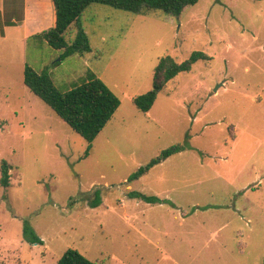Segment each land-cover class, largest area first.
<instances>
[{"label": "rangeland", "instance_id": "obj_1", "mask_svg": "<svg viewBox=\"0 0 264 264\" xmlns=\"http://www.w3.org/2000/svg\"><path fill=\"white\" fill-rule=\"evenodd\" d=\"M7 13L15 24L0 17V179L3 160L12 169L11 185L0 182V264H57L70 248L99 264H264V0H200L179 17L94 3L79 22L92 52L62 60L65 49L31 40L49 29L43 22ZM195 51L210 58L166 84L149 113L134 105L162 57ZM26 63L61 91L93 71L121 106L89 143L24 83Z\"/></svg>", "mask_w": 264, "mask_h": 264}, {"label": "trees", "instance_id": "obj_2", "mask_svg": "<svg viewBox=\"0 0 264 264\" xmlns=\"http://www.w3.org/2000/svg\"><path fill=\"white\" fill-rule=\"evenodd\" d=\"M200 0H52L55 10V24L51 28L37 33L31 40L41 44L49 43L55 49H65L61 60L77 52L81 54L92 52L89 38L80 26V18L86 9L94 3L104 4L116 9L131 12L136 15L145 14L151 10H159L163 13L179 17L186 7L198 3ZM72 24H76L78 30L75 39L69 43L65 33ZM210 56L202 51H195L189 58L178 62L174 57L167 55L159 60L154 69V79L151 89L144 94L133 98L134 105L144 113H148L154 106L158 95L166 84L182 72L192 70L194 64L200 59H209ZM24 83L44 102H46L65 122L76 132L92 143L100 132L109 124L114 114L121 106V99L111 88L94 73L89 71L81 84L75 85L67 91L59 90L50 73L47 70L37 71L26 63L24 68ZM190 148L188 142L172 145L160 152L158 156L150 160L146 165L139 167L129 177L127 182H133L144 175L156 165L169 157ZM90 149V148H89ZM88 149V150H89ZM12 167L9 162H1L0 182L11 185ZM130 195L141 198L148 203H166L157 195H147L139 191H132ZM93 207L102 204L100 190L95 192L92 201ZM29 228L25 229V238L32 243L40 239L30 235ZM57 264H99L90 260L79 250L70 248L65 251Z\"/></svg>", "mask_w": 264, "mask_h": 264}, {"label": "crops", "instance_id": "obj_3", "mask_svg": "<svg viewBox=\"0 0 264 264\" xmlns=\"http://www.w3.org/2000/svg\"><path fill=\"white\" fill-rule=\"evenodd\" d=\"M15 3L16 0H5L3 5L0 7V17H2L1 21L9 20L7 18V12L10 11L13 15L17 14L27 24L43 22L41 24L42 26L39 28L40 31L54 26L55 10L52 0H21L19 1V3H21L19 11L13 12L12 9L13 6L15 7ZM9 21L10 22L8 24H15L14 19ZM27 38L25 40H27Z\"/></svg>", "mask_w": 264, "mask_h": 264}]
</instances>
